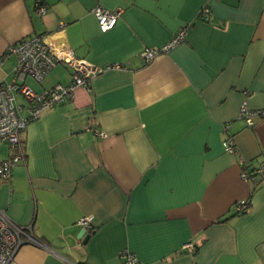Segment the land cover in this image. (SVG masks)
<instances>
[{
	"label": "crops",
	"instance_id": "obj_1",
	"mask_svg": "<svg viewBox=\"0 0 264 264\" xmlns=\"http://www.w3.org/2000/svg\"><path fill=\"white\" fill-rule=\"evenodd\" d=\"M97 6L120 13L110 32ZM34 36L113 68L21 133L25 162L0 177V208L42 246L11 264H122L126 249L140 264H264V179L241 177L264 165V114L240 117L243 104L264 112V0H0V84L17 64L7 48ZM62 66L41 92L71 83ZM17 151L0 142V163Z\"/></svg>",
	"mask_w": 264,
	"mask_h": 264
},
{
	"label": "built area",
	"instance_id": "obj_2",
	"mask_svg": "<svg viewBox=\"0 0 264 264\" xmlns=\"http://www.w3.org/2000/svg\"><path fill=\"white\" fill-rule=\"evenodd\" d=\"M46 9L36 6V12L45 14ZM97 19L99 30L102 33L110 32L117 25L120 13L111 12L97 6L92 10ZM204 14L208 9L204 8ZM64 30L62 25L60 32ZM186 30L180 31L168 44L159 49L146 50L143 58L146 63L152 61L159 53H167L185 39ZM51 36H34L23 39L17 44L10 45L6 50V57L15 56L17 64L14 69L11 82L0 84V142L12 150H18L21 145L20 135L32 123L40 119L43 114L55 106L63 104L72 97L74 90L78 87H88L91 80L105 70L113 66L99 68L83 59L76 58L73 54L64 51L57 46ZM0 59V66L2 65ZM65 64L72 71V81L69 85H57L50 90L36 93L26 84L28 77L38 83L43 82L53 69L58 65ZM23 99L19 104L17 98ZM26 111V115H23ZM264 114L263 111L249 110L246 104L241 108L240 117L248 126H253V116ZM101 137H106L100 134ZM223 147L230 154L235 153L232 138L223 142ZM25 162L22 152L11 154L5 161L0 163V177L10 180L14 169ZM252 176L264 179V166L255 169L250 174L244 170L242 179L249 181ZM247 200H242L238 206L239 213H245L249 206ZM92 218L85 217L78 221V225L88 229L91 227ZM24 245L41 247L42 243L35 237L32 226H21L14 222L5 211L0 208V264H11L20 248ZM189 253L196 252V243L190 242L183 248ZM122 264H140L136 254L126 249L121 253Z\"/></svg>",
	"mask_w": 264,
	"mask_h": 264
},
{
	"label": "rangeland",
	"instance_id": "obj_3",
	"mask_svg": "<svg viewBox=\"0 0 264 264\" xmlns=\"http://www.w3.org/2000/svg\"><path fill=\"white\" fill-rule=\"evenodd\" d=\"M60 65L61 66L58 67L57 69H55L51 75L46 76L42 83H38L35 80H33L32 78L28 77L26 80V84L30 88H32L36 93H40L43 88H47L51 85L52 80H55V79L59 78L61 75L66 74V71H63L64 68L62 65H64V64H60ZM23 105H25V103H23Z\"/></svg>",
	"mask_w": 264,
	"mask_h": 264
},
{
	"label": "water",
	"instance_id": "obj_4",
	"mask_svg": "<svg viewBox=\"0 0 264 264\" xmlns=\"http://www.w3.org/2000/svg\"><path fill=\"white\" fill-rule=\"evenodd\" d=\"M85 233H86V230L83 229L80 232V237L82 238L85 235ZM80 237H78V238H80ZM90 238H91V235H86L83 244H87V242L90 240Z\"/></svg>",
	"mask_w": 264,
	"mask_h": 264
},
{
	"label": "trees",
	"instance_id": "obj_5",
	"mask_svg": "<svg viewBox=\"0 0 264 264\" xmlns=\"http://www.w3.org/2000/svg\"><path fill=\"white\" fill-rule=\"evenodd\" d=\"M39 6V5H38ZM264 166V165H263ZM255 169H257V168H255ZM255 169H253V170H251L250 172L246 169V171H248L250 174L252 173V171H254ZM253 177V176H252ZM261 179H263V176L262 177H260Z\"/></svg>",
	"mask_w": 264,
	"mask_h": 264
}]
</instances>
